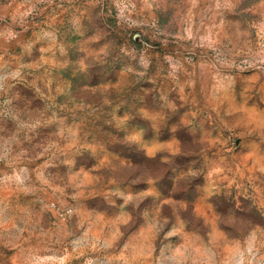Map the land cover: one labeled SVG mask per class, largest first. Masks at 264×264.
<instances>
[{"label":"rangeland","instance_id":"1","mask_svg":"<svg viewBox=\"0 0 264 264\" xmlns=\"http://www.w3.org/2000/svg\"><path fill=\"white\" fill-rule=\"evenodd\" d=\"M0 264H264V0H0Z\"/></svg>","mask_w":264,"mask_h":264}]
</instances>
